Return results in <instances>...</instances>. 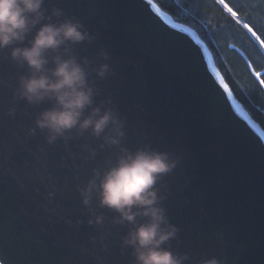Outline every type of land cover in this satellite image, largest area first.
<instances>
[{
	"label": "water",
	"instance_id": "water-1",
	"mask_svg": "<svg viewBox=\"0 0 264 264\" xmlns=\"http://www.w3.org/2000/svg\"><path fill=\"white\" fill-rule=\"evenodd\" d=\"M79 19L97 38L76 46L93 63L100 49L112 72L96 83L127 122L130 148L150 144L179 158L164 177V202L180 231L173 251L223 264H264V129L235 98L206 42L151 0H46ZM14 86L23 70L4 62ZM0 87V264H131L126 228L90 211L78 189L108 151L89 134L49 145L34 128L37 112ZM15 107L14 116L8 109ZM191 264V262H189Z\"/></svg>",
	"mask_w": 264,
	"mask_h": 264
},
{
	"label": "clouds",
	"instance_id": "clouds-1",
	"mask_svg": "<svg viewBox=\"0 0 264 264\" xmlns=\"http://www.w3.org/2000/svg\"><path fill=\"white\" fill-rule=\"evenodd\" d=\"M96 38L79 19L67 16L61 7L46 6V0H0V53L4 62L23 70L14 86L0 76V87H11L17 102L49 105L36 113L30 134L46 133L51 145L87 133L100 141L87 148L88 159L94 160L98 151L112 153L93 168L78 191L91 213L90 225L105 223L104 214L91 208L95 199L100 209L113 213V224L127 229L120 246L131 264H223L215 256L197 260L170 247L180 229L170 221L164 205L168 195L164 177L180 160L150 144L127 146V122L111 98L97 99L101 90L96 81L112 72L109 54L100 49L93 63L76 50ZM15 112V107L8 109L9 116Z\"/></svg>",
	"mask_w": 264,
	"mask_h": 264
},
{
	"label": "trees",
	"instance_id": "trees-1",
	"mask_svg": "<svg viewBox=\"0 0 264 264\" xmlns=\"http://www.w3.org/2000/svg\"><path fill=\"white\" fill-rule=\"evenodd\" d=\"M153 1L206 42L235 98L264 129V0Z\"/></svg>",
	"mask_w": 264,
	"mask_h": 264
},
{
	"label": "snow or ice",
	"instance_id": "snow-or-ice-1",
	"mask_svg": "<svg viewBox=\"0 0 264 264\" xmlns=\"http://www.w3.org/2000/svg\"><path fill=\"white\" fill-rule=\"evenodd\" d=\"M219 2H220L221 4H223V3H224V0H219ZM149 3H151V0H149ZM225 7H227V5H225ZM228 11H229L233 16L236 15V12H234V11L232 10V8L229 7V8H228ZM245 27H248V26L245 25ZM249 31H251L250 28H249ZM253 35H255V33H253ZM257 76H259V74H257ZM259 83H260L261 85H264V80H260Z\"/></svg>",
	"mask_w": 264,
	"mask_h": 264
}]
</instances>
